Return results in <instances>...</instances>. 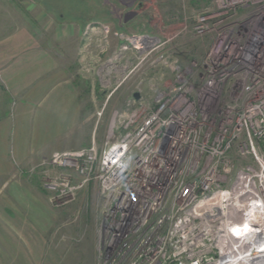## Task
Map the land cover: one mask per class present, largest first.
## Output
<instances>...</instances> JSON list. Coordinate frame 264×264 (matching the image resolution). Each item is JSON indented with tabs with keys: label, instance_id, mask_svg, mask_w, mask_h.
<instances>
[{
	"label": "built area",
	"instance_id": "obj_1",
	"mask_svg": "<svg viewBox=\"0 0 264 264\" xmlns=\"http://www.w3.org/2000/svg\"><path fill=\"white\" fill-rule=\"evenodd\" d=\"M201 1L200 62L176 67L153 109L129 114L100 152L53 156L82 176L47 179L60 203L97 185L96 264H264V0ZM132 37L143 58L161 44Z\"/></svg>",
	"mask_w": 264,
	"mask_h": 264
},
{
	"label": "rangeland",
	"instance_id": "obj_2",
	"mask_svg": "<svg viewBox=\"0 0 264 264\" xmlns=\"http://www.w3.org/2000/svg\"><path fill=\"white\" fill-rule=\"evenodd\" d=\"M202 4L201 0H144L139 20L118 30L117 18L108 0H26L22 10L29 22L35 20L32 23L40 30L37 37L33 34V40L37 39L57 67L75 82L77 114L84 117L75 128L66 130L65 136L60 134L59 139H66L70 141L69 145L78 147L88 142L87 147L65 152L91 146L100 152L111 130L115 135L123 133L122 126L129 114L134 110L149 112L153 109L155 97L176 83V67L184 69L193 60L200 62L208 40L197 37L193 23ZM134 34L158 37L161 44L143 58L144 52L133 41ZM12 61V68L19 67L14 63L16 59ZM3 84L0 79V86ZM19 84V79L14 78L12 88L7 89L5 84L3 87L11 97V123H3L10 126L12 145L8 146V159L0 162L1 167L7 166L4 173L0 170V201L9 203V227L19 236V212H24L23 203L45 196L56 210L73 212L70 217L61 219L55 228L59 239L54 242L60 255L53 259V264L85 263L87 259L77 251L74 254L73 250L82 244L83 238L79 237L87 234L85 229L90 226L94 227L96 248L89 261L94 264L99 259L96 230L102 211L97 185L93 181L85 184L73 192L71 200L62 203L56 197L60 191L45 185L50 182L48 178L57 185L65 183L62 175L69 177L67 184L76 185L82 176L52 162L55 154L65 152H51L50 155L45 150L47 143L36 145L32 142L33 123L27 119L26 122L17 120L19 107L26 101L24 94L21 96L18 89L13 90ZM1 94L4 93L0 89V104L3 100ZM134 94L138 95L137 98ZM20 130L26 131L24 138L27 140L21 149L14 140V134L19 135ZM40 187L45 191H40ZM17 244L10 238L6 242L0 241L2 252H5L1 255L0 251V260L5 264H23Z\"/></svg>",
	"mask_w": 264,
	"mask_h": 264
},
{
	"label": "crops",
	"instance_id": "obj_3",
	"mask_svg": "<svg viewBox=\"0 0 264 264\" xmlns=\"http://www.w3.org/2000/svg\"><path fill=\"white\" fill-rule=\"evenodd\" d=\"M25 4L26 0H0V79L9 89L12 88V80L18 78L20 84L13 90L18 89L17 92L19 91L21 96L24 94L26 98L25 104L21 103L19 107L17 120L26 122L27 119L33 123L32 142L36 145L47 143L45 150L48 154L87 147L88 142L78 147L69 145L70 141L66 139L62 141L59 139L62 133L75 128L77 122L84 117L81 118L77 114L75 82L65 71L57 67L43 49V45H40L37 39L33 40V34L36 36L40 30L32 23L35 20L29 22L26 12L22 10ZM12 59L17 60L14 63H18L19 67L12 68L14 65ZM3 87L0 86L4 93L1 94L3 100L0 104V162L8 159V146L12 145L10 126L3 123L6 121L11 123V97L7 96L9 92ZM20 131L19 135L14 134V140L15 145H20L21 149L22 146L25 147L27 140L24 138L26 131ZM6 167V165L0 166L1 172L4 173ZM39 190L45 191L41 187ZM44 197L37 196L38 199L35 201L22 202L21 208H24V212H19V236H16L14 229L9 227L11 217L9 203L0 201V241L6 242L9 238L16 241L18 243L16 249L24 259L23 264L55 263L53 259L60 255L54 242L59 239L55 234V228L60 224L61 219L73 214L68 209L64 212L56 210ZM66 213L68 215H65ZM89 228L85 229L87 234L80 235L79 239L83 238V242L79 248H73L74 254L78 253L87 259L84 264H90L89 258L93 256L96 248L94 227ZM3 250L0 247L1 255L2 253L5 255ZM0 264H5V261L0 260Z\"/></svg>",
	"mask_w": 264,
	"mask_h": 264
},
{
	"label": "flooded vegetation",
	"instance_id": "obj_4",
	"mask_svg": "<svg viewBox=\"0 0 264 264\" xmlns=\"http://www.w3.org/2000/svg\"><path fill=\"white\" fill-rule=\"evenodd\" d=\"M116 18L118 30L134 25L136 20L142 16L144 0H108ZM145 27V24L142 25ZM123 43V42H122ZM121 43V44H122Z\"/></svg>",
	"mask_w": 264,
	"mask_h": 264
},
{
	"label": "water",
	"instance_id": "obj_5",
	"mask_svg": "<svg viewBox=\"0 0 264 264\" xmlns=\"http://www.w3.org/2000/svg\"><path fill=\"white\" fill-rule=\"evenodd\" d=\"M121 43H122V42H121ZM134 96L137 98L138 95H137V94H134Z\"/></svg>",
	"mask_w": 264,
	"mask_h": 264
}]
</instances>
